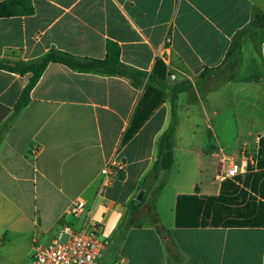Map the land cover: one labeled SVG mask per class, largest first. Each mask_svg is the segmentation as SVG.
I'll return each mask as SVG.
<instances>
[{"label": "crops", "instance_id": "obj_1", "mask_svg": "<svg viewBox=\"0 0 264 264\" xmlns=\"http://www.w3.org/2000/svg\"><path fill=\"white\" fill-rule=\"evenodd\" d=\"M31 5L29 16L0 18V60L32 61L50 50L103 60L113 43L121 67L145 78L135 88L125 76L50 63L5 127L30 75L0 70V264H32L35 246L48 245L64 225L78 229L83 216L67 211L79 200L102 226L111 264H264V22L252 39L240 34L238 50L225 58L264 0ZM166 31L171 44L163 49ZM148 76L166 94L191 85L178 96L173 164L155 202L170 251L133 209L150 187L143 180L170 120L169 102L146 86ZM242 155L253 163L226 178V159ZM112 156L122 170L101 187Z\"/></svg>", "mask_w": 264, "mask_h": 264}, {"label": "trees", "instance_id": "obj_2", "mask_svg": "<svg viewBox=\"0 0 264 264\" xmlns=\"http://www.w3.org/2000/svg\"><path fill=\"white\" fill-rule=\"evenodd\" d=\"M33 13L31 0H4L0 3V18H8L13 16H29ZM264 22V12L257 13L253 17L249 29L237 34L233 42L228 48L225 58H230L239 48L240 34H247L252 39V29ZM50 63H57L66 68L80 73H97L105 76H125L128 77L132 85L139 87L145 75L137 71H128L121 67L119 63V49L113 43H108L106 46V56L103 60L97 59H81L72 55L62 53L56 50H50L43 57L32 61L9 62L0 60V70L24 76L29 74V79L26 86L23 88L18 99L13 106V112L4 126L7 127L27 106L30 101V93L41 78L43 72ZM203 73L201 76H203ZM146 86L163 94L170 105V120L166 130L160 135L156 143V160L150 172L145 176L143 185L150 184L146 189L145 199L134 206V210L143 211L144 220L153 226L156 233L163 239L168 250L173 249V243L169 231L161 224L156 211L155 202L157 197L162 192L165 184L168 181L169 171L173 164V134L177 121L178 96L181 93L187 92L191 85L190 83L176 84L170 87L166 94L165 85L153 76L146 78ZM133 221L129 226H135L138 223Z\"/></svg>", "mask_w": 264, "mask_h": 264}, {"label": "built area", "instance_id": "obj_3", "mask_svg": "<svg viewBox=\"0 0 264 264\" xmlns=\"http://www.w3.org/2000/svg\"><path fill=\"white\" fill-rule=\"evenodd\" d=\"M171 44V36L166 31L162 37L161 46L168 48ZM171 80L174 76H170ZM228 167L225 172L226 178H233L239 172L247 168L252 159L244 155L240 159H226ZM123 164L116 161L112 156L104 164L101 170V187L110 185L115 175L122 170ZM67 213L72 217L83 216L78 229L71 226H62L52 241L46 246H35L32 264H99L104 243L100 240L102 226L96 222L91 212L86 209L83 201L71 203ZM113 264H125L122 258L116 259Z\"/></svg>", "mask_w": 264, "mask_h": 264}, {"label": "rangeland", "instance_id": "obj_4", "mask_svg": "<svg viewBox=\"0 0 264 264\" xmlns=\"http://www.w3.org/2000/svg\"><path fill=\"white\" fill-rule=\"evenodd\" d=\"M101 240V239H100ZM102 241V240H101ZM99 264H111L109 262V256H108V253L107 252H104V250L102 251V254H101V258H100V261H99Z\"/></svg>", "mask_w": 264, "mask_h": 264}, {"label": "water", "instance_id": "obj_5", "mask_svg": "<svg viewBox=\"0 0 264 264\" xmlns=\"http://www.w3.org/2000/svg\"><path fill=\"white\" fill-rule=\"evenodd\" d=\"M142 192H143V191H142ZM142 192H141V193H142Z\"/></svg>", "mask_w": 264, "mask_h": 264}]
</instances>
